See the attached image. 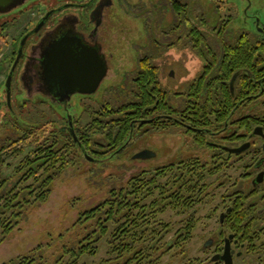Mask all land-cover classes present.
<instances>
[{"label": "flooded vegetation", "instance_id": "flooded-vegetation-1", "mask_svg": "<svg viewBox=\"0 0 264 264\" xmlns=\"http://www.w3.org/2000/svg\"><path fill=\"white\" fill-rule=\"evenodd\" d=\"M114 1L40 0L44 6L35 23L51 13L30 43L31 48L38 46V66L34 67L25 44L14 75L17 90L24 98L26 86L46 89L54 96L63 93L56 79L42 75L58 70V63L48 59L49 50L56 48L73 55L94 47L106 64L103 80L112 76L110 50L124 40V28L111 12L118 7L142 19L148 32L146 41L136 47L132 71L117 72L119 82L106 88L99 100L93 94H71L70 101L78 96L80 111L72 115L64 109L59 115L64 123L54 126L77 146H73L79 153L77 167L84 166V159L86 171L133 170L138 211L156 191L165 192L166 207L154 214L164 210L181 214L180 225L166 244L168 251L177 246L173 237L188 230L192 235L199 219L203 232L196 264H264V16L251 9L252 0H238V5L228 0ZM29 2L6 16L22 11ZM27 31L23 29L22 36ZM85 61L93 63L88 55ZM27 71L34 74L26 76ZM107 92L109 100L104 99ZM35 96L51 108L63 107L41 91ZM112 108L120 110L112 112ZM84 113L89 121L80 126ZM112 115H119L115 139L108 131ZM126 118L131 119L124 138ZM94 120L103 121V133H93ZM148 172L152 186L149 194H142L140 185ZM158 177L164 178V184ZM211 202L212 207L195 217L199 207ZM157 223L161 236L173 230ZM185 259L183 264H193L192 257Z\"/></svg>", "mask_w": 264, "mask_h": 264}, {"label": "rangeland", "instance_id": "rangeland-1", "mask_svg": "<svg viewBox=\"0 0 264 264\" xmlns=\"http://www.w3.org/2000/svg\"><path fill=\"white\" fill-rule=\"evenodd\" d=\"M231 1L233 4L235 3L238 5V0H228V2ZM114 2L115 4L117 3L116 0ZM42 3L43 2H40V0H32V2L21 7L22 11L0 18V125H2L1 113L6 112L8 108L4 106L5 89L3 80H5L9 71V65L12 63L11 60L14 57L12 49L18 48L22 39L21 33L23 29L31 30L34 27L37 14L39 10L42 11L43 9L44 5H42ZM252 3L251 9H258L260 16H264V0H252ZM115 9L116 12L111 13L112 15L115 14L116 17L123 21L121 22V27L124 28V40L119 41L120 44L117 42V47L111 48L110 50L114 54V57L110 59L111 66H113V75L118 76L114 78L112 75L102 81L97 91L92 95V98L95 100H99L103 97V92L106 88L117 85L121 78L120 75L123 72L127 71V73H130L132 71V62L135 59L136 47L146 41L145 36L148 32L147 29H145V27L148 28V26L143 25L142 19L134 18L131 16V13L125 10H119L120 8L118 7ZM238 19H241V15H239ZM3 24L4 29L2 26ZM113 29L116 28L113 26ZM35 37L36 35L30 37L28 43H26V48ZM116 67L118 69H116ZM119 71L120 75L117 73ZM11 88V107L15 115L9 109L11 114L8 113L6 118H10L16 122L20 128L16 134L12 135L14 138L19 136L27 125L39 124L43 126L42 128L44 131L43 138H41L39 142L47 140L49 144L53 140L55 133H57V127L54 126V124L61 126L64 123L59 116L64 112V109H68L69 113L72 115H76L80 111V108L77 107L76 104L79 99L77 95H73L72 101L65 103L62 108H51L49 103L38 102L37 100L39 99L37 96L34 98L36 99L34 103L24 98L23 93L17 90V83L14 77ZM115 89L120 91L119 87H115ZM110 95L107 92L104 99L109 100L111 98ZM112 96L114 98L119 97L116 94ZM23 100H25V103ZM93 107H95V105H93ZM88 121L89 118L84 113L79 119V125L84 126ZM2 135L4 134L0 130V136ZM33 146L35 145H28L24 147L23 151L19 152L18 155L5 158L1 169L2 174L8 176V186L14 185L17 181L15 170L23 157L27 153L31 158L34 157L31 153ZM17 147H21V145ZM77 163L78 161L65 166L61 170V173L54 178L50 192L43 201L37 203L30 202V205L25 206L21 214L18 215L10 233L5 234L0 228V264L19 255L34 257V259H36L34 263L36 264L39 262L37 258L42 256H44L50 264H67L70 258L69 253L63 256L61 261H59L60 258L58 259L63 246H72L76 244L86 233L95 234L94 238L100 234V230L95 233L93 232L94 229H99V227L95 226V217L85 220L86 216L83 215L82 212L89 210L93 206L99 204L100 201H103L107 196L108 190L112 188V185L125 188L128 182L127 179L133 173V170L126 169L124 172L123 170H97L91 172L85 170L86 161L84 159L82 161L84 166L77 167ZM47 164L48 163L39 170L38 174L45 169ZM57 166H59V162L56 163V167ZM18 176H20V174ZM209 180L211 181V179ZM33 182L34 177L28 180L23 179L18 182V187L27 186ZM158 182L164 184V178L158 177ZM36 192L37 190L30 195V201L34 199ZM155 194H158V191H156ZM155 194L141 203H148L151 199H154ZM213 204L214 202H211L206 206L199 207L195 217L204 214L206 209L212 207ZM148 212L149 210L145 208L138 214H141L139 216V226L147 225V231L139 235L138 233L140 230L139 227L137 228L138 230H136L137 232L134 235L135 246L138 247L139 244L148 246V244L152 242L153 238L157 236L156 233L152 231L157 221H160L161 225H170L173 230L160 236L158 238L160 240H157L156 243L154 242V244L160 247L159 249L151 250V248H149L148 253L151 261L146 264H183V262L186 261V256L190 259L192 257L194 260L193 264H196L198 260L196 256L199 255V237L203 232L201 225L202 220H196L192 235L189 239L183 241L178 246L172 247L164 254H161V251L166 248V244L168 245L173 236V232L180 225L178 217H181V214H176V212H170L169 210H164L156 215L154 212L150 214ZM132 213L137 214L138 209L133 208ZM8 214H10V212ZM122 222L123 219L120 220V223ZM105 225L108 227L107 235L117 226V224L112 221L105 223ZM107 235L94 242L93 245L97 247L95 255L90 256L84 254L79 258L77 264H99L108 261V259H115L117 254L108 251L110 245L107 242ZM125 259L126 255H123V257L118 260V263L124 264ZM42 263L45 262L43 261ZM110 264L114 263L112 262Z\"/></svg>", "mask_w": 264, "mask_h": 264}, {"label": "trees", "instance_id": "trees-1", "mask_svg": "<svg viewBox=\"0 0 264 264\" xmlns=\"http://www.w3.org/2000/svg\"><path fill=\"white\" fill-rule=\"evenodd\" d=\"M6 23V22H5ZM4 29V24L2 25ZM192 32V29H190ZM194 30H196L194 28ZM195 32V31H194ZM196 34V33H194ZM12 54L15 57L16 48L12 49ZM14 57L11 61H13ZM11 64L9 65L10 68ZM4 82V80H3ZM4 106L7 108L6 101H4ZM131 109V108H130ZM120 109L112 108V112H118ZM132 110V109H131ZM131 110L129 114L131 113ZM4 113V114H3ZM1 113L2 125H0V130L4 134L0 136V228L3 233H10L13 229V225H15V221L18 215L24 210L26 205H30V202H41L43 201L47 194L50 192L51 184L56 176L61 173V170L72 163H75L79 157V153H76L74 150L75 144L72 141L73 145H71L70 139L66 134L62 133L60 130H57L53 137V140L48 144L47 140L43 142H39L41 138H43V126L39 124H29L26 126L22 133L19 136L14 138L12 135L16 134L20 128L10 118H6L8 113L11 114L9 109L7 108L6 112ZM119 115H112L109 117L108 131L111 134V138L115 139L118 135V131L115 130L117 127V119ZM131 118L125 119V131L123 132V137H127L128 135V124ZM101 123L103 121L94 120L93 123V133L96 131L104 132L101 129ZM114 129V130H113ZM32 138V139H31ZM34 144L31 149V153L34 155L31 158L28 153L23 157V159L18 163L15 175H17V181L14 185L8 186V176L2 174L1 166L4 164L5 158L10 156L14 157L19 154V152L23 151V148ZM21 145V147H17ZM77 148V146H75ZM59 162V166L56 167V163ZM100 164L105 165V161H98ZM45 169L40 173L39 170L46 164ZM93 172V171H91ZM20 174V176H18ZM136 174L132 173L127 179V184L124 187L122 186H114L108 190L107 196L103 201H100L99 204L93 206L89 210L82 212L85 215V220L91 219L95 217L94 222L95 226L99 227V229H94V233L100 230V234L94 238L95 234L86 233L80 239V241L76 242V244L69 246H63L60 256L58 257L59 261L66 254H70V258L67 264H77L79 258L88 254L93 256L97 252V247L94 242L98 241L101 237L107 235L108 227L105 223L112 221L117 226L107 235V242L110 247L108 251L110 253H116L115 259H108V261L101 262L99 264H119L118 260L126 255L124 264H138L142 260H150V255L148 253L149 248L151 250L159 249L160 247L156 244L152 246V243H156L161 233L158 231L156 226L153 227V233H156V237L153 238L152 242L146 245L139 244L138 247L134 245L136 230L139 227V235L144 234L147 230V225L139 226V213L143 211L145 208L152 210V212H156L161 208L166 207L165 200V192H161L154 198L153 202H148L143 204L142 209L138 211L137 214H133V208H138L137 203V194H138V182ZM34 177V182L30 185L18 187V182L20 180H28L29 178ZM143 183L140 185L142 194H149V190L152 186V173H145L143 176ZM34 199L30 201V195L36 191ZM153 192V191H152ZM176 203V201H175ZM158 208L154 210V207ZM181 206V205H178ZM175 207V206H174ZM10 212V214H8ZM123 219V222L120 223V220ZM158 222V221H157ZM160 224V223H157ZM156 225V224H155ZM166 226V225H164ZM132 230V231H131ZM132 232V233H131ZM191 237V233L189 230L184 232L180 236H175V243L177 246L186 241ZM139 238V237H138ZM159 242V241H158ZM151 245V246H150ZM170 247H166L161 251V254H164L168 251ZM57 259V260H58ZM38 264H50L47 259L42 257H38ZM36 259L31 256L23 255L17 256L13 259H10L7 262L2 264H36L34 263ZM45 263H42V262ZM56 262V261H55ZM55 264V263H54Z\"/></svg>", "mask_w": 264, "mask_h": 264}, {"label": "water", "instance_id": "water-1", "mask_svg": "<svg viewBox=\"0 0 264 264\" xmlns=\"http://www.w3.org/2000/svg\"><path fill=\"white\" fill-rule=\"evenodd\" d=\"M22 3H27L28 0H22L20 1ZM22 3H16L13 2L12 0H0V18L6 16L12 8H15L17 5L22 4ZM51 12L46 13L42 18H40L34 25V27L27 31L25 35L22 36V39L19 43V46L16 50L15 57L11 63V66L9 68V71L5 77L4 80V89H5V101L8 109H10L12 112V107H11V91H12V81L14 77V73L16 71V68L19 64V61L21 57L23 56V50L26 44V41L29 36L36 34L42 26L45 24V20L48 17V15ZM48 30H43L41 33V37H43ZM53 42V41H51ZM50 42V43H51ZM59 42H56L57 44ZM38 46H32L29 44L28 47L26 48L27 51L32 53L33 55V63L34 67L36 68L38 66ZM67 51V52H64ZM48 59L49 61L53 63H58V70L55 72H42V75H44V78L50 79H56V82H59L58 85L62 86L60 88H63V93L61 95H51L46 89L44 90L43 88H34L32 89L31 87H25L26 88V99H33L35 98L34 95L38 92L41 91L44 94L50 96L54 103L57 105H65V103H68L70 101V95L73 93H80V94H94L97 89L100 86L101 81L106 75V64L99 60L100 56L98 54V51L96 48H89L87 50H79L78 52H75V54L71 55L70 51L68 50H60L58 48L54 50H49L48 52ZM86 55L90 57V59L93 60L92 64H86ZM36 59V60H34ZM90 63V60H89ZM51 67V66H50ZM56 67H54L55 69ZM25 71V70H24ZM22 72V71H21ZM20 72V75H21ZM32 74H34L33 71H31ZM26 76H31L32 74L30 71L25 72ZM25 83H27L28 79L25 77ZM9 110V111H10ZM14 114V112H13ZM15 115V114H14ZM69 118V117H68ZM71 125L70 119H68V127ZM74 135V134H73ZM75 137V136H74ZM75 139V138H73ZM86 156V154H85ZM88 159H90L88 156H86Z\"/></svg>", "mask_w": 264, "mask_h": 264}]
</instances>
